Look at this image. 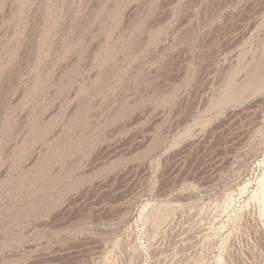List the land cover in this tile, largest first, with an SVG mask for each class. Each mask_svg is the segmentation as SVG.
<instances>
[{
	"label": "rangeland",
	"instance_id": "rangeland-1",
	"mask_svg": "<svg viewBox=\"0 0 264 264\" xmlns=\"http://www.w3.org/2000/svg\"><path fill=\"white\" fill-rule=\"evenodd\" d=\"M0 264H264V0H0Z\"/></svg>",
	"mask_w": 264,
	"mask_h": 264
}]
</instances>
